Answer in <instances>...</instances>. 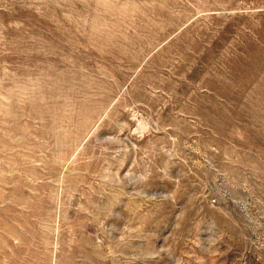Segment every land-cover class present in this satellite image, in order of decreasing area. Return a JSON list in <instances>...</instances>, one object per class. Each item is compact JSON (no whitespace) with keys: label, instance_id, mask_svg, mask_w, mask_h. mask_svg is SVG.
<instances>
[{"label":"rangeland","instance_id":"obj_1","mask_svg":"<svg viewBox=\"0 0 264 264\" xmlns=\"http://www.w3.org/2000/svg\"><path fill=\"white\" fill-rule=\"evenodd\" d=\"M0 264H264V0H0Z\"/></svg>","mask_w":264,"mask_h":264}]
</instances>
